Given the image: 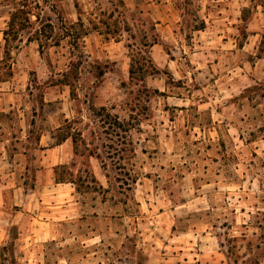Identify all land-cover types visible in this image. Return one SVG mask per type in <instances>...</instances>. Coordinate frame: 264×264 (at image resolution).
I'll use <instances>...</instances> for the list:
<instances>
[{
	"label": "rangeland",
	"instance_id": "374dc122",
	"mask_svg": "<svg viewBox=\"0 0 264 264\" xmlns=\"http://www.w3.org/2000/svg\"><path fill=\"white\" fill-rule=\"evenodd\" d=\"M57 1L43 14L55 33L61 20H77V0L51 9ZM180 1L124 0L135 14L131 28L91 31L82 58L68 40L40 52L24 31L5 63L3 30L13 9L0 0V111L8 114L0 119V264H264V7ZM78 2L87 25L101 17L118 29L117 0ZM195 19L204 29L191 30ZM152 24L161 40L151 56L161 72L145 83L165 95L123 84L129 44H141ZM72 59L78 70L66 78ZM127 102L141 123L123 170L121 129L104 125L95 110L114 106L128 117ZM66 119L87 145L114 153L106 169L78 136V154L71 138L49 148L68 131L59 130ZM55 165L68 166L72 175L59 168V176L74 182H57ZM128 170L138 178L132 188L116 180Z\"/></svg>",
	"mask_w": 264,
	"mask_h": 264
},
{
	"label": "trees",
	"instance_id": "16d2710c",
	"mask_svg": "<svg viewBox=\"0 0 264 264\" xmlns=\"http://www.w3.org/2000/svg\"><path fill=\"white\" fill-rule=\"evenodd\" d=\"M50 0H2L4 5H10L12 7V11L10 13V19L8 21L7 28L3 30L4 34V57L5 63L9 61L10 58H12V50L14 48H18V45L14 43V41L17 39V37L20 35V33L24 31H30L31 35L28 36L27 41H37L39 45L40 52H43L46 47H52V46H59L63 40H68V44L72 48L73 57L78 56L79 58H82L85 56V52L83 51V41L84 37L89 35L91 31H98L101 34L109 36L110 34L117 33L119 31L117 30H128L131 28L130 20H135V14L129 13L128 7H126L124 0H117L119 6L122 8V16L123 19L119 21L116 19L114 20V24H116V30L113 32L110 31L111 28V21L110 19L102 20L100 17L98 20L95 18L90 17L88 19V25L86 24V21L83 18L84 14V8L80 5L78 0L75 2V8L77 10V20L71 21L69 19H63L61 20V26H59V30L57 33L56 31V25L52 23L51 18H48L49 21L45 22L43 20V14L45 13V10L50 6L49 3ZM60 1L58 0V3L52 4V8H56L57 5L60 4ZM254 1L253 7L256 8L258 5H261L264 7V0H252ZM192 1L191 0H182L179 2L180 7L184 6H191ZM188 8V7H187ZM115 10V9H114ZM250 11V7H244L243 8V16L242 19L247 22L250 19V15H247V12ZM100 14L104 15V11H100ZM97 14V13H96ZM131 15V17L129 16ZM98 16V14H97ZM140 20V19H139ZM124 24V25H123ZM102 25L106 27V29H103ZM205 27V21L202 19H195L194 23L192 24L191 30H201ZM55 34V35H54ZM117 40L118 34L114 35ZM109 38V37H107ZM135 39V36H134ZM136 40V39H135ZM161 40L160 34L157 32L155 24H152L149 27V33H145L141 44L136 43H130L129 47L132 49V55H131V67H130V79L129 82H123V84L126 86L127 84H130V86H137L139 87L138 91H146V92H154V93H160L162 95H165V92L160 91L158 88L151 89L147 86L145 83L146 77L150 75H156L157 73L161 72V69L155 64L152 56H151V47L157 43H159ZM139 45V46H138ZM77 50V52H75ZM261 57V56H260ZM9 68V74H12V67L11 63H8ZM78 70V64L72 59L70 61V66L67 71L63 73V75L67 78L71 73H75ZM77 74V73H76ZM66 80V84H71V82L68 79ZM0 81H4V77L0 76ZM126 106H131L127 109L129 112L128 117H121L118 113L113 112L114 106H106L102 105L98 109L95 110L96 114L100 116V119L103 121L104 125L113 126L121 129V131H116L117 136L120 138L119 145L116 148V154L117 161H119V164H123L120 166L123 170L126 169V165L128 164V161L131 159V157L135 154V146L134 141L131 137V132L133 129L140 130L139 124L141 123V114L138 112H135L136 106L130 104V102L126 103ZM3 116H8L7 113H4L3 111H0V119ZM65 126H60L59 130L68 129L65 133H62L60 135L56 136V142L57 144L62 143L68 138H71L74 145V152L76 154L80 153L79 145H78V138L79 137L80 142L82 145H84V150L88 151V154L90 156H96L101 160L102 167L106 169L107 163L106 159H113L114 153H111L108 151L106 155L104 156L102 153L99 152L98 147L94 146V142H89V144H86L85 139H81L83 136V131L81 129H77L76 127L71 126L72 122L69 119L65 120ZM75 128V129H74ZM90 135L92 137L96 138V133L94 130H91ZM40 139V137L38 138ZM98 139H101L98 137ZM110 147V146H109ZM122 163H121V162ZM59 168L63 169V172H67L70 175V173L66 165H57L55 166V179L57 182H68L74 180H69V178L64 177V173L59 176ZM124 177H121L118 175L116 177V180L119 182H124V184H127L129 188H132L133 184L137 182V174L133 173L131 170L123 171ZM93 181H96L93 179ZM79 187H77L78 190Z\"/></svg>",
	"mask_w": 264,
	"mask_h": 264
},
{
	"label": "crops",
	"instance_id": "0c3cea01",
	"mask_svg": "<svg viewBox=\"0 0 264 264\" xmlns=\"http://www.w3.org/2000/svg\"><path fill=\"white\" fill-rule=\"evenodd\" d=\"M54 137H55V138H54ZM52 139H54V143L51 144V145L49 146V148H53V147H56V146L62 145V144H64V143L67 141V139H66V140L63 141L62 143L57 144V142H56V136H53ZM43 148H45V147H43ZM55 166H57V165H55Z\"/></svg>",
	"mask_w": 264,
	"mask_h": 264
}]
</instances>
